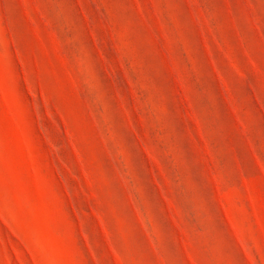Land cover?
Listing matches in <instances>:
<instances>
[{
    "label": "rangeland",
    "instance_id": "1",
    "mask_svg": "<svg viewBox=\"0 0 264 264\" xmlns=\"http://www.w3.org/2000/svg\"><path fill=\"white\" fill-rule=\"evenodd\" d=\"M0 264H264V0H0Z\"/></svg>",
    "mask_w": 264,
    "mask_h": 264
}]
</instances>
